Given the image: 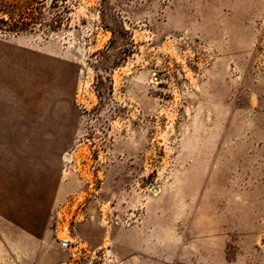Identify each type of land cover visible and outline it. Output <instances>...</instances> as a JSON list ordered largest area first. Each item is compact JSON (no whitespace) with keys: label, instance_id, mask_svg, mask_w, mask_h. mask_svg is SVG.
Wrapping results in <instances>:
<instances>
[{"label":"rangeland","instance_id":"374dc122","mask_svg":"<svg viewBox=\"0 0 264 264\" xmlns=\"http://www.w3.org/2000/svg\"><path fill=\"white\" fill-rule=\"evenodd\" d=\"M68 6L0 30V264H264V0Z\"/></svg>","mask_w":264,"mask_h":264},{"label":"trees","instance_id":"16d2710c","mask_svg":"<svg viewBox=\"0 0 264 264\" xmlns=\"http://www.w3.org/2000/svg\"><path fill=\"white\" fill-rule=\"evenodd\" d=\"M69 0H0V30L53 31L65 24ZM109 89L112 91V80Z\"/></svg>","mask_w":264,"mask_h":264}]
</instances>
